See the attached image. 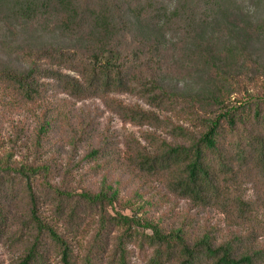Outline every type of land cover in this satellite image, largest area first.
Masks as SVG:
<instances>
[{"label": "trees", "instance_id": "16d2710c", "mask_svg": "<svg viewBox=\"0 0 264 264\" xmlns=\"http://www.w3.org/2000/svg\"><path fill=\"white\" fill-rule=\"evenodd\" d=\"M241 8L237 0H0V22L42 24L86 45L82 56L69 48L44 52L52 68H0V81L20 102L34 103L41 95L40 79L50 78L73 97L139 92L150 106L173 112L178 96L165 81L175 72L170 62L181 48H192L210 75L223 83L235 79L228 68L214 65L212 45L225 35L223 25L231 24L247 36L253 30L264 32V24L249 31L250 25L234 22ZM55 65H67L75 74H63ZM259 65L254 70L260 72L256 93L238 100L240 104L209 110L213 100L223 103L214 89L204 100L207 118L194 126L186 120L174 123L172 116L156 110L120 108L136 123L170 129L168 137L141 147L134 158L136 172L162 178L166 189L195 206L217 208L232 226L246 228L245 234L220 244L208 236L190 244L183 236L142 225L127 215L106 218L105 211L119 201L117 189L103 184L94 192L74 186V180L61 178L49 165L23 164L0 154V238L21 245L18 264H54L56 259L58 264H75L68 225L78 230L71 221L97 206L107 236L116 226L123 237L139 238L152 250L150 264H264V250L256 249L264 237V213H259L258 198L243 188H262L264 203V65ZM98 154L93 150L87 158ZM42 197L49 203L45 209L39 202ZM22 203L26 215L19 219L16 208ZM16 223L18 229L11 233ZM135 225L145 227L136 230L139 235L133 234Z\"/></svg>", "mask_w": 264, "mask_h": 264}, {"label": "rangeland", "instance_id": "374dc122", "mask_svg": "<svg viewBox=\"0 0 264 264\" xmlns=\"http://www.w3.org/2000/svg\"><path fill=\"white\" fill-rule=\"evenodd\" d=\"M237 2L243 3V8L236 12L234 22L250 25L249 31L257 24H264V0ZM35 25L0 22L1 69L21 71L33 65L52 68L45 61L44 52L56 48L81 52L86 46L54 28ZM222 30L226 36L221 35V39L212 45L216 54L214 65L225 66L235 79L223 83L210 75L209 67L193 54L192 48H181L170 62L172 72H175L165 81L178 96L173 112L150 106L139 92L111 93L86 99L73 97L58 81L50 78L40 79L41 95L34 103L20 102L0 81V154L23 164L36 161L49 165L61 178L74 180V186L91 187L89 189L94 192L103 184L117 189L119 201L105 211L106 218L127 215L142 225L148 223V226H158L166 233L183 236L190 244L205 236L217 244L242 236L246 228L232 226L217 208L195 206L166 189L162 178L136 172L134 158L140 154L141 147L168 137L170 129L164 130L166 125L136 123L125 118L120 109L124 106L148 113L156 110L166 117L172 116L174 123L181 125L187 121L194 126L207 118V101L204 100L214 89L220 94L218 101L223 100V103L218 105L214 103L215 99L209 110L212 106L235 105L238 100H246L247 94L256 93L260 89V79H257L260 72L254 70L258 64L264 65V32L260 34L253 30L247 36L231 24L223 25ZM245 38L247 41L242 42ZM83 52L77 55L82 56ZM63 66L55 65V69H60L63 74H75L73 69ZM238 75L241 79H236ZM93 150L99 151L97 157L87 158ZM243 188H248V194L258 198L259 213H264L262 188L253 185H243ZM44 189L40 188L41 191ZM39 202L44 209L49 204L44 197ZM97 207L87 216L83 212L71 221L79 227L78 230L68 225L73 237L74 263L150 264L152 250L139 238L123 237V231L116 226H113L116 231L107 236L99 224L102 211ZM26 208L24 203L17 206L16 218L25 216ZM261 222L264 225V215ZM18 226L17 223L12 225L11 233ZM144 228L135 225L133 234ZM147 228L150 233V227ZM20 247V244L11 245L8 237L0 238V264H18ZM256 249L264 250V237L257 241ZM54 264H58V259Z\"/></svg>", "mask_w": 264, "mask_h": 264}]
</instances>
